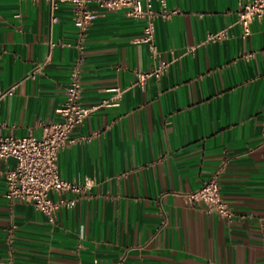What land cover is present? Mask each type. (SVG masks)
I'll return each instance as SVG.
<instances>
[{"label": "crops", "instance_id": "crops-1", "mask_svg": "<svg viewBox=\"0 0 264 264\" xmlns=\"http://www.w3.org/2000/svg\"><path fill=\"white\" fill-rule=\"evenodd\" d=\"M243 1L168 0L179 13L156 19L155 57L125 9L99 10L82 39L69 3L0 0V135L40 138L80 56L82 104L98 106L58 155L81 189L52 192L73 202L53 224L5 197L16 160H0V264H264V19L244 36ZM220 168L230 219L185 197Z\"/></svg>", "mask_w": 264, "mask_h": 264}, {"label": "built area", "instance_id": "built-area-1", "mask_svg": "<svg viewBox=\"0 0 264 264\" xmlns=\"http://www.w3.org/2000/svg\"><path fill=\"white\" fill-rule=\"evenodd\" d=\"M39 1V0H34ZM51 12L60 4L69 3L73 8V20L83 39L85 31L98 16L99 10L125 9L126 15L145 20L144 34L141 40L149 44L152 54L157 57L155 43L156 19L171 18L179 13L177 8H169L168 0H45ZM158 3V9L154 3ZM54 19V17H53ZM256 19H264V0H244L238 11L237 23L243 26V35L251 33V25ZM228 36L227 29L208 33L203 43L222 41ZM79 48H82L79 45ZM80 56L70 73L65 88V100L57 108L58 119L42 124L43 133L40 138L35 136L18 137L0 135V160L14 158L16 165L5 171L7 184L5 197L9 201L20 200L30 203L42 212L47 221L53 224L56 213L63 205L73 202L66 199L55 200L52 192L80 191L81 187L59 174L58 155L65 148L75 144L79 138L73 136V131L84 124L87 117L98 106L85 107L81 101V66ZM44 64H38L29 74L36 78ZM165 65L160 64L152 70L139 73L138 80L133 85H139L144 90L152 77L160 78L165 72ZM125 89H116L112 98L104 100L100 106H118ZM4 94V93H3ZM0 93V98L3 96ZM218 169L200 188L185 195L189 203L198 202L206 206V210L225 218H232L233 212L223 200Z\"/></svg>", "mask_w": 264, "mask_h": 264}]
</instances>
